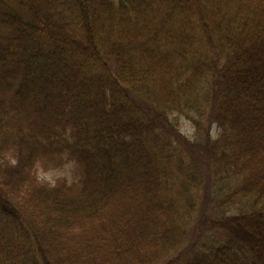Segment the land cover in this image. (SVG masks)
Listing matches in <instances>:
<instances>
[{
  "label": "trees",
  "instance_id": "obj_1",
  "mask_svg": "<svg viewBox=\"0 0 264 264\" xmlns=\"http://www.w3.org/2000/svg\"><path fill=\"white\" fill-rule=\"evenodd\" d=\"M0 264H264V0H0Z\"/></svg>",
  "mask_w": 264,
  "mask_h": 264
},
{
  "label": "rangeland",
  "instance_id": "obj_2",
  "mask_svg": "<svg viewBox=\"0 0 264 264\" xmlns=\"http://www.w3.org/2000/svg\"><path fill=\"white\" fill-rule=\"evenodd\" d=\"M179 121L181 122V129L184 132L185 135L187 136H193V132H194V128L192 127L190 121L186 118V117H182L179 119ZM175 158L173 162H171L170 157ZM177 158L180 160L178 161ZM194 165L192 163H189L188 159H183V157L181 158L180 156H175L174 153L170 152L169 153V160H168V167H170V171L171 174L174 176V185L176 183H178V181L183 177V179L186 178V174H185V169H187L189 172H194L196 175V170L193 167ZM71 170V166L70 165H62V166H58V165H53V164H42L39 165L38 167V172H39V176L41 179L48 181V182H52L53 178L57 175H65V174H69ZM183 170V171H182ZM191 183H197V181H190ZM190 185V183H189ZM213 189L210 190H214L215 186L212 184ZM201 188V185H200ZM198 190L193 188V191L190 193L191 195L195 196ZM185 197H187V199L189 198V194L185 195L183 197V194L180 196V204H181V212H182V208H183V203L185 201ZM199 198V195H198ZM191 199V198H190ZM197 202V200L195 199V203ZM196 206L193 207V209Z\"/></svg>",
  "mask_w": 264,
  "mask_h": 264
}]
</instances>
